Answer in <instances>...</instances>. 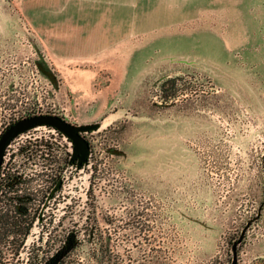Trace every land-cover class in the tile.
Masks as SVG:
<instances>
[{"label": "rangeland", "instance_id": "obj_1", "mask_svg": "<svg viewBox=\"0 0 264 264\" xmlns=\"http://www.w3.org/2000/svg\"><path fill=\"white\" fill-rule=\"evenodd\" d=\"M30 111L100 122L78 238L120 264H230L250 220L236 262L264 264V0H0V126Z\"/></svg>", "mask_w": 264, "mask_h": 264}, {"label": "flooded vegetation", "instance_id": "obj_2", "mask_svg": "<svg viewBox=\"0 0 264 264\" xmlns=\"http://www.w3.org/2000/svg\"><path fill=\"white\" fill-rule=\"evenodd\" d=\"M7 126H0V135ZM92 130L80 131L89 145L83 157L73 155L71 137L52 125L24 130L9 142L0 160V264L27 263L41 242H58L49 256L68 250L73 206L80 198L85 208L87 199L86 190L73 194L72 185L86 179Z\"/></svg>", "mask_w": 264, "mask_h": 264}, {"label": "trees", "instance_id": "obj_3", "mask_svg": "<svg viewBox=\"0 0 264 264\" xmlns=\"http://www.w3.org/2000/svg\"><path fill=\"white\" fill-rule=\"evenodd\" d=\"M175 80H176L175 77L167 78L161 83V87L162 88H164V86L172 87L175 84ZM10 123H12V121H10L8 125ZM263 169L264 167L261 164L262 173L264 172ZM260 208L261 206H259L258 211L260 210ZM258 214L259 212H257L256 215L254 216L255 220L258 218ZM247 222H249L250 224V220H248ZM94 229L96 230L98 229V227L94 225L90 231H93ZM239 235L234 237L232 242H230L232 247H233V243L237 240ZM236 246H238V244H236ZM80 247L83 248L82 253L81 254L76 253L71 256V254L74 251L78 250ZM64 248L65 246L62 249L58 248L57 251L52 256H47L46 258H40L39 255L34 258L31 257L25 264H120L121 262L117 252H115L113 244L108 242L107 240H103L101 235L93 236V238L89 240H85L82 238H78L73 228H72V239L68 247V250L65 251ZM61 253L62 255H60Z\"/></svg>", "mask_w": 264, "mask_h": 264}, {"label": "water", "instance_id": "obj_4", "mask_svg": "<svg viewBox=\"0 0 264 264\" xmlns=\"http://www.w3.org/2000/svg\"><path fill=\"white\" fill-rule=\"evenodd\" d=\"M41 125H52L69 135L73 141V155H81L80 157H83L87 155L89 151V145L87 141L84 140L83 137H81L80 131L96 129L99 127L100 122L95 121L89 123L73 124L67 122L59 115L50 113L32 114L29 116L17 118L12 121V123H10L0 135V160L7 144L14 136L28 128ZM248 224L249 222H247L242 227L239 237L233 243L232 260L230 264H237L235 247L236 244L241 241ZM60 255H62V253Z\"/></svg>", "mask_w": 264, "mask_h": 264}, {"label": "built area", "instance_id": "obj_5", "mask_svg": "<svg viewBox=\"0 0 264 264\" xmlns=\"http://www.w3.org/2000/svg\"><path fill=\"white\" fill-rule=\"evenodd\" d=\"M40 113H50V114H56V115H61V113H59V112H56V111H30V112H28V113H26V114H24V115H21V116H18V117H16V118H14V119H12L11 121H14L15 119H17V118H20V117H24V116H29V115H32V114H40ZM63 115V114H62ZM66 117V116H65ZM67 118V117H66ZM67 119H69V118H67ZM69 120H71V119H69ZM72 121V120H71ZM10 122V121H9ZM9 122H7V124L9 123ZM74 122V121H73ZM47 126H50V125H41V126H36V127H32V128H28V129H26V130H29V131H32V130H36V129H39V128H46ZM28 131V132H29ZM17 136V135H16ZM16 136H14V138L16 137ZM13 139V138H12ZM11 139V140H12ZM10 140V141H11ZM31 140H34V139H31ZM9 145V143L7 144V146ZM7 146H6V148H7ZM42 146V145H41ZM44 146H45V148H46V142H44ZM6 148H5V150H6ZM5 150H4V152H5ZM3 152V153H4ZM3 155V154H2Z\"/></svg>", "mask_w": 264, "mask_h": 264}, {"label": "crops", "instance_id": "obj_6", "mask_svg": "<svg viewBox=\"0 0 264 264\" xmlns=\"http://www.w3.org/2000/svg\"><path fill=\"white\" fill-rule=\"evenodd\" d=\"M65 18V17H64ZM64 22V21H63ZM57 34H60L59 32L57 33ZM63 35V34H62ZM63 37V36H62ZM54 46H55V48H50L52 51H53V53L55 54V55H62V54H59L58 53V49L56 48V45L54 44Z\"/></svg>", "mask_w": 264, "mask_h": 264}]
</instances>
